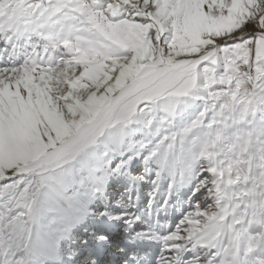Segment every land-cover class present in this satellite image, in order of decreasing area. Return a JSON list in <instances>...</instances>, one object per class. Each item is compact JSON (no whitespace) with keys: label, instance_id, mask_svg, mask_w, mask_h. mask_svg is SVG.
<instances>
[{"label":"snow or ice","instance_id":"snow-or-ice-1","mask_svg":"<svg viewBox=\"0 0 264 264\" xmlns=\"http://www.w3.org/2000/svg\"><path fill=\"white\" fill-rule=\"evenodd\" d=\"M0 264H264V0H0Z\"/></svg>","mask_w":264,"mask_h":264}]
</instances>
